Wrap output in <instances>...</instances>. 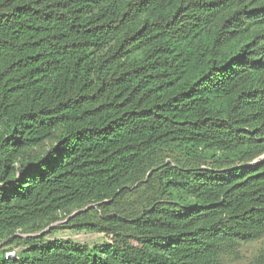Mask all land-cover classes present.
<instances>
[{
  "label": "trees",
  "instance_id": "obj_1",
  "mask_svg": "<svg viewBox=\"0 0 264 264\" xmlns=\"http://www.w3.org/2000/svg\"><path fill=\"white\" fill-rule=\"evenodd\" d=\"M261 146L264 0H0V238L91 202L103 220L74 228L109 237L31 239L0 264H226L264 236V160L148 167L166 148L201 162ZM130 179L160 198L110 215Z\"/></svg>",
  "mask_w": 264,
  "mask_h": 264
},
{
  "label": "rangeland",
  "instance_id": "obj_2",
  "mask_svg": "<svg viewBox=\"0 0 264 264\" xmlns=\"http://www.w3.org/2000/svg\"><path fill=\"white\" fill-rule=\"evenodd\" d=\"M249 34L238 35L232 38L223 48V53L231 54L247 42ZM141 54V53H139ZM57 135L43 142L39 146L14 152V163L18 164L22 160H31L45 153V151L56 143ZM200 149V148H199ZM197 149V150H199ZM219 154V153H218ZM225 160V163L221 161ZM264 160V146L244 147L234 151L230 157H217L208 155L201 162H194L179 150L166 148L159 152L156 159L149 164V169L172 163L176 166L204 167L210 169L244 167ZM122 197L113 205L110 204V215L117 212L132 215L145 209L154 200L159 199L155 186L151 184L136 183L128 180L123 183ZM103 220L99 212V203L91 202L86 204H74L62 209L52 215L40 219L27 226L16 230H7L0 238V251H15L19 254L24 249L30 247L29 241L34 239L37 242H48L53 239H71L78 243L94 246L109 241V237L104 232L76 230L74 225L83 223H98ZM70 220V221H69ZM129 233L128 226L123 228ZM264 249V236L247 243H242L239 247L240 257H225L226 264H251L254 258Z\"/></svg>",
  "mask_w": 264,
  "mask_h": 264
},
{
  "label": "built area",
  "instance_id": "obj_3",
  "mask_svg": "<svg viewBox=\"0 0 264 264\" xmlns=\"http://www.w3.org/2000/svg\"><path fill=\"white\" fill-rule=\"evenodd\" d=\"M15 254H16L15 251H11L7 253V256H14Z\"/></svg>",
  "mask_w": 264,
  "mask_h": 264
}]
</instances>
